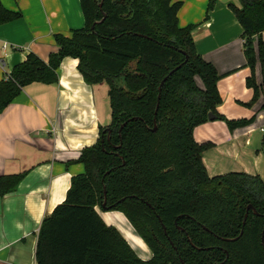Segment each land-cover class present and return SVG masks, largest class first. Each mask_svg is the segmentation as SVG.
<instances>
[{
    "label": "trees",
    "instance_id": "1",
    "mask_svg": "<svg viewBox=\"0 0 264 264\" xmlns=\"http://www.w3.org/2000/svg\"><path fill=\"white\" fill-rule=\"evenodd\" d=\"M238 2L240 8H230L243 31L251 70L246 86L255 101L259 89L264 94V0ZM79 4L82 28L55 35L56 51L46 62L30 53L0 80V113L24 87L56 83L67 57L78 60L88 85L108 87L110 123L100 128L95 145L81 151L76 163L83 172L71 178L65 200L42 219L36 264H264L263 181L242 172L209 177L202 154L212 145L193 136L194 128L209 122V114L229 130L252 119L228 121L217 111L220 76L197 53L194 26H178L181 3ZM212 7L210 0L207 12ZM20 18L0 3V25ZM261 146L264 151V135ZM23 177L1 176L0 197L15 191ZM248 206L256 214L249 210L243 224ZM95 207L122 213L152 257L139 259Z\"/></svg>",
    "mask_w": 264,
    "mask_h": 264
},
{
    "label": "crops",
    "instance_id": "2",
    "mask_svg": "<svg viewBox=\"0 0 264 264\" xmlns=\"http://www.w3.org/2000/svg\"><path fill=\"white\" fill-rule=\"evenodd\" d=\"M180 2L179 27L194 26L197 53L212 64L221 104L217 111L228 121L252 119L229 130L223 121L194 128L197 143L212 147L202 154L209 177L228 173L258 176L264 183V94L247 88L242 28L230 8L238 0H172ZM21 18L0 25V80L25 61L30 53L47 61L56 51L54 36H69L82 28L79 0H0ZM207 16V17H206ZM264 42V32L262 33ZM78 60L64 58L54 84L32 83L0 113V177L24 174L15 191L0 197V264H36L35 245L40 223L66 197L73 176L83 172L76 163L81 151L96 144L99 130L107 127L111 111L106 84L88 85L77 69ZM261 83L260 66L254 68ZM95 211L107 226L121 234L137 257L152 254L122 213Z\"/></svg>",
    "mask_w": 264,
    "mask_h": 264
},
{
    "label": "water",
    "instance_id": "3",
    "mask_svg": "<svg viewBox=\"0 0 264 264\" xmlns=\"http://www.w3.org/2000/svg\"><path fill=\"white\" fill-rule=\"evenodd\" d=\"M99 6H101V4H100ZM186 59H187V58H186ZM186 59H185V61H186ZM185 61L183 62V64L185 63ZM179 67H180V66H178L177 68H175L174 70H172V71L170 72L169 75H171L172 73H174ZM165 79H166V78H165ZM165 79L161 82L160 87H159V91H160V88H161L163 82L165 81ZM157 107H158V104L156 105V109H157ZM208 119H209V121H214V116L211 115V114H209V115H208ZM153 131H155V128L153 129ZM104 194H105V192H104ZM103 206H104V204H103ZM249 210H252L253 213L256 214L254 208H253L252 206H248V208H247V210H246V214H245V216H244L243 224L245 223V220H246V218H247V213H248ZM261 242H262V244H263V242H264V228H263V231H262V233H261ZM181 263H182V261H181ZM182 264H183V263H182Z\"/></svg>",
    "mask_w": 264,
    "mask_h": 264
},
{
    "label": "built area",
    "instance_id": "4",
    "mask_svg": "<svg viewBox=\"0 0 264 264\" xmlns=\"http://www.w3.org/2000/svg\"><path fill=\"white\" fill-rule=\"evenodd\" d=\"M260 131H261L262 133H264V130H263V129H261Z\"/></svg>",
    "mask_w": 264,
    "mask_h": 264
}]
</instances>
